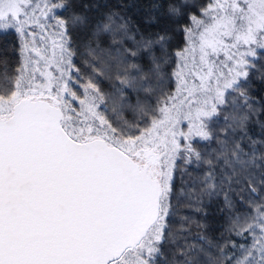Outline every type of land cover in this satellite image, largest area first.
Instances as JSON below:
<instances>
[{"label": "snow or ice", "instance_id": "snow-or-ice-1", "mask_svg": "<svg viewBox=\"0 0 264 264\" xmlns=\"http://www.w3.org/2000/svg\"><path fill=\"white\" fill-rule=\"evenodd\" d=\"M72 8L0 0L18 37L0 60V264H264V0H149L159 31ZM177 177L196 213L223 195L226 236L189 239Z\"/></svg>", "mask_w": 264, "mask_h": 264}, {"label": "trees", "instance_id": "trees-1", "mask_svg": "<svg viewBox=\"0 0 264 264\" xmlns=\"http://www.w3.org/2000/svg\"><path fill=\"white\" fill-rule=\"evenodd\" d=\"M73 8L65 13L70 15L72 11H79L84 4L89 5H107L108 8L119 11L122 15H125L132 24L143 25L145 19V13L148 11L149 0H71ZM101 11L105 9L101 8ZM95 15V10L89 13ZM166 21L161 20L155 27H148L143 25V28L147 31H159L161 27L165 25ZM18 44V37L14 31L0 32V60L7 59L9 64H15L17 57L15 55V48ZM77 61L80 62V57H77ZM2 70V66H0ZM100 87L106 93H112L119 85L114 79L101 78ZM134 97V93H129ZM252 95L257 99V114L249 125V132L251 135L259 137L264 133V100L260 99L264 97V83L257 79L252 85ZM125 118L131 121L133 114L130 112L124 113ZM199 176L198 172L191 171L190 177L195 179ZM175 192L179 200L176 203L179 205L175 219L180 221L183 217H189V222L184 225L185 228L190 229L191 236L189 239H194L197 234L205 236L209 240L213 238L219 239L222 235L226 236V229L228 227L227 217L220 209L223 207V195L214 198H204L205 214L196 213L190 210L187 205L189 200L194 199L192 196L193 189L189 187V177L180 178L175 180ZM202 225V227H198ZM174 229H178L180 224H174ZM165 258L167 254H165Z\"/></svg>", "mask_w": 264, "mask_h": 264}, {"label": "rangeland", "instance_id": "rangeland-1", "mask_svg": "<svg viewBox=\"0 0 264 264\" xmlns=\"http://www.w3.org/2000/svg\"><path fill=\"white\" fill-rule=\"evenodd\" d=\"M37 2H39V0H37Z\"/></svg>", "mask_w": 264, "mask_h": 264}]
</instances>
